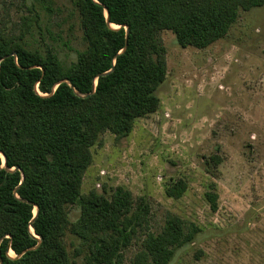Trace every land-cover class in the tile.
<instances>
[{
	"label": "trees",
	"instance_id": "1",
	"mask_svg": "<svg viewBox=\"0 0 264 264\" xmlns=\"http://www.w3.org/2000/svg\"><path fill=\"white\" fill-rule=\"evenodd\" d=\"M96 2L76 0L87 49L70 69L0 29V155L8 167L0 157V264H77L66 249L67 232L82 242L87 264H169L200 231L169 214L127 262L126 251L149 224L148 205L122 187L110 196L83 194V179L105 133L125 138L138 119L159 109L156 92L168 71L163 31L183 48L205 49L228 35L241 12L263 7L264 0ZM63 80L83 95L96 82L95 93L81 98L62 83L51 94ZM186 189L180 180L166 194L180 198ZM207 199L217 211V194L209 192ZM73 206L80 207V217L70 222ZM9 245L19 258L7 255Z\"/></svg>",
	"mask_w": 264,
	"mask_h": 264
},
{
	"label": "rangeland",
	"instance_id": "2",
	"mask_svg": "<svg viewBox=\"0 0 264 264\" xmlns=\"http://www.w3.org/2000/svg\"><path fill=\"white\" fill-rule=\"evenodd\" d=\"M0 29L65 70L87 49L76 0H0ZM160 38L168 71L156 92L159 109L125 138L101 137L82 193L110 196L122 187L148 205L149 224L127 262L171 214L200 231L169 264H264V6L241 12L228 35L205 49L181 47L170 31ZM180 180L185 193L169 197L168 186ZM79 217L73 206L70 222ZM81 243L67 232L70 260L87 264Z\"/></svg>",
	"mask_w": 264,
	"mask_h": 264
},
{
	"label": "water",
	"instance_id": "3",
	"mask_svg": "<svg viewBox=\"0 0 264 264\" xmlns=\"http://www.w3.org/2000/svg\"><path fill=\"white\" fill-rule=\"evenodd\" d=\"M94 2H96V0H94ZM97 3V2H96ZM105 15H106V20H107V22H108V20H109V14H108V11L107 10H105ZM108 24H109V22H108ZM110 25V24H109ZM113 29H115V30H118V29H120L121 27H113V26H111ZM126 40L128 39V36H129V29H128V27H126ZM126 47H127V41H126V46H125V49H126ZM124 49V50H125ZM13 56L14 57H16V54H13ZM62 83H65V84H67V85H69L72 89H73V91L75 92V94L77 95V96H79V97H81V98H87V97H89V96H91V95H93L94 93H95V86H96V82H94V87H93V92L90 94V95H83V94H80V93H78L76 90H75V88L73 87V86H71V84H70V82H69V80H63V81H61V82H59L57 85H55L54 86V88H53V90H52V93L51 94H54L55 93V91H56V89L59 87V85L60 84H62ZM1 156H2V158H3V168H5V170H8V167H7V159H6V157L4 156V155H2L1 154ZM15 170H18V168H15L14 170H12V171H10V172H13V171H15ZM38 216V208L37 207H35V213H34V219H33V221L36 219V217ZM32 221V222H33ZM30 232L33 234V229L32 228H30ZM34 235V234H33ZM38 241H40L39 240V238H37L36 236H34ZM40 243V242H39ZM34 250V249H33ZM11 252H12V250H11V247H10V245H9V247H8V249H7V255L10 257V258H12V259H17V258H19L18 256H16L15 255V257H13V256H11ZM2 264V263H1Z\"/></svg>",
	"mask_w": 264,
	"mask_h": 264
}]
</instances>
